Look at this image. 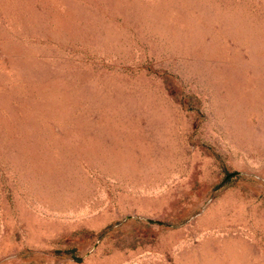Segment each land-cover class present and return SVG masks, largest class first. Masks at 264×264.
Returning <instances> with one entry per match:
<instances>
[{
    "label": "rangeland",
    "instance_id": "rangeland-1",
    "mask_svg": "<svg viewBox=\"0 0 264 264\" xmlns=\"http://www.w3.org/2000/svg\"><path fill=\"white\" fill-rule=\"evenodd\" d=\"M0 264H264V0H0Z\"/></svg>",
    "mask_w": 264,
    "mask_h": 264
}]
</instances>
